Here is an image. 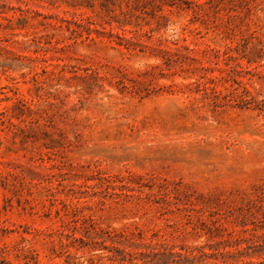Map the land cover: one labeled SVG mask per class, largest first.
Returning a JSON list of instances; mask_svg holds the SVG:
<instances>
[{"label":"rangeland","instance_id":"374dc122","mask_svg":"<svg viewBox=\"0 0 264 264\" xmlns=\"http://www.w3.org/2000/svg\"><path fill=\"white\" fill-rule=\"evenodd\" d=\"M0 264H264V0H0Z\"/></svg>","mask_w":264,"mask_h":264}]
</instances>
